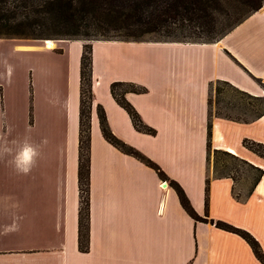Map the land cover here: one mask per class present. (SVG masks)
<instances>
[{
    "label": "crops",
    "instance_id": "obj_1",
    "mask_svg": "<svg viewBox=\"0 0 264 264\" xmlns=\"http://www.w3.org/2000/svg\"><path fill=\"white\" fill-rule=\"evenodd\" d=\"M0 41L12 47L9 54L0 51V146L14 153L27 141L40 153L28 175L14 170L11 155L0 158V264H264L241 234L193 217L172 184L183 186L201 215L249 230L264 251V173L241 195L232 174H210L209 159L211 122L212 148H229L264 169V156L243 142H264V113L249 120L211 118L210 107L211 83L218 79L251 94L264 92V4L213 42L91 41L87 250L79 247L78 176L86 40L65 39L53 49L29 47L15 37ZM27 52L50 54L39 59L41 79L34 83L28 123L21 119L24 66L12 57ZM116 80L146 87L125 96L155 132L135 126L111 91ZM99 104L112 131L157 162L168 178L105 137Z\"/></svg>",
    "mask_w": 264,
    "mask_h": 264
},
{
    "label": "trees",
    "instance_id": "obj_2",
    "mask_svg": "<svg viewBox=\"0 0 264 264\" xmlns=\"http://www.w3.org/2000/svg\"><path fill=\"white\" fill-rule=\"evenodd\" d=\"M263 4L264 0H0V37L50 39L48 37L82 38L81 35L102 34L105 35V38L142 40L145 34L157 32L162 35L157 40L213 42L231 31ZM124 84L128 87L118 90V87ZM145 89V86L131 81L116 80L111 83L114 97L128 110L135 126L147 132H155L153 127L143 121L135 106L125 96L128 90L145 91ZM92 102V43L86 41L81 59L78 169L81 192L79 247L82 250L89 248ZM98 113L103 134L107 139L153 166L161 177L168 178L157 162L119 138L112 131L102 104L98 105ZM263 113L264 108L254 117L261 116ZM211 125L210 122L209 151L212 148ZM243 142L264 156V152L256 147V145L264 147V142L251 138H245ZM224 151L235 156L233 152L225 149ZM254 166L260 172L256 182L263 175L264 169L257 165ZM209 180L208 178V183ZM172 184L175 186L181 202L193 217L200 220H211L217 226L241 234L251 244L259 259L264 261L261 243L249 230L222 219L215 220L208 218L207 215H201L194 208L183 186L175 180H172Z\"/></svg>",
    "mask_w": 264,
    "mask_h": 264
},
{
    "label": "rangeland",
    "instance_id": "obj_3",
    "mask_svg": "<svg viewBox=\"0 0 264 264\" xmlns=\"http://www.w3.org/2000/svg\"><path fill=\"white\" fill-rule=\"evenodd\" d=\"M72 36V35H69ZM82 38L86 41H92L93 39H116V38H105V35H81ZM161 33L153 32L147 33L144 36V39H157L161 37ZM104 37V38H103ZM50 40H55L56 46H60L65 39H75L76 37H48ZM47 39V38H44ZM44 39H31V38H19V40L26 42V46L33 45H45ZM48 40V39H47ZM57 40V41H56ZM10 42H1L0 41V51H6L8 54L12 50V47L9 45ZM54 47V48H55ZM53 49V48H52ZM40 56V57H39ZM16 61L15 63H19L21 66H24V77H20V93L23 89L22 98L25 99L26 106L25 112L21 119H24L26 123L30 122L32 119V102L34 99V83L39 82L40 75L38 73L39 70V59L41 57L50 58V54L43 52H27L21 57L18 58V54L12 56ZM24 60V63L22 62ZM63 62V63H62ZM59 63L64 64V60L61 59ZM64 75L62 77L57 76V81L63 80ZM67 81L66 77L64 82ZM264 89V81L260 82ZM128 87V85L124 84L118 87V90H122L123 88ZM21 99V95H20ZM210 107H211V118L213 116H224V117H233L239 119H250L257 115L264 108V92L260 95L251 94L244 90L237 88L232 85L230 82L225 80L218 79L214 81L211 85V95H210ZM31 117V118H30ZM32 130V128L30 129ZM262 152H264L263 146L256 145ZM226 150V149H225ZM228 151L232 152L229 148ZM232 154V153H231ZM224 151V149H214L211 148L209 159H210V174L212 175H222V174H232L235 179L238 181L236 186V192L243 195L246 190L252 186V183L256 180L259 175V170L251 164L245 158L235 154L231 155Z\"/></svg>",
    "mask_w": 264,
    "mask_h": 264
},
{
    "label": "clouds",
    "instance_id": "obj_4",
    "mask_svg": "<svg viewBox=\"0 0 264 264\" xmlns=\"http://www.w3.org/2000/svg\"><path fill=\"white\" fill-rule=\"evenodd\" d=\"M44 143H47L45 140ZM11 155V159L8 161L14 170L19 174L28 175L37 159L40 155L36 147L31 143L25 141L22 149L16 150L13 153V149L7 145L0 146V158Z\"/></svg>",
    "mask_w": 264,
    "mask_h": 264
},
{
    "label": "bare ground",
    "instance_id": "obj_5",
    "mask_svg": "<svg viewBox=\"0 0 264 264\" xmlns=\"http://www.w3.org/2000/svg\"><path fill=\"white\" fill-rule=\"evenodd\" d=\"M44 41H46L45 42V45H46V47H48V48H52V47H54L55 46V44H56V42H55V40H50V39H46V40H44ZM57 41V40H56Z\"/></svg>",
    "mask_w": 264,
    "mask_h": 264
},
{
    "label": "built area",
    "instance_id": "obj_6",
    "mask_svg": "<svg viewBox=\"0 0 264 264\" xmlns=\"http://www.w3.org/2000/svg\"><path fill=\"white\" fill-rule=\"evenodd\" d=\"M163 182H165V183H166V180H164Z\"/></svg>",
    "mask_w": 264,
    "mask_h": 264
}]
</instances>
